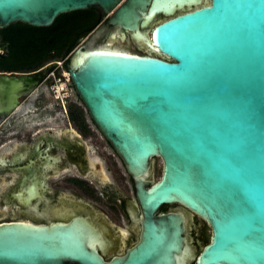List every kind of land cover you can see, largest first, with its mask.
Wrapping results in <instances>:
<instances>
[{
  "label": "water",
  "instance_id": "1",
  "mask_svg": "<svg viewBox=\"0 0 264 264\" xmlns=\"http://www.w3.org/2000/svg\"><path fill=\"white\" fill-rule=\"evenodd\" d=\"M94 6L106 26L66 68L135 179L137 241L105 259L84 218L1 222L0 264H264V0H0V28ZM46 73L0 72V111L10 83L22 89L13 108ZM193 216L209 229L197 246Z\"/></svg>",
  "mask_w": 264,
  "mask_h": 264
},
{
  "label": "flooded vegetation",
  "instance_id": "2",
  "mask_svg": "<svg viewBox=\"0 0 264 264\" xmlns=\"http://www.w3.org/2000/svg\"><path fill=\"white\" fill-rule=\"evenodd\" d=\"M92 8L95 23L89 33L106 26L107 18ZM36 95L34 109L0 121V223L50 224L80 217L99 232L103 247L98 250L105 259L124 254L138 238L134 177L75 91L68 101L81 102L87 115L57 102L45 87ZM29 96H19V104ZM159 168L161 162L154 158L146 179H153ZM173 207L164 205L159 213ZM208 230L193 216L187 233L197 246Z\"/></svg>",
  "mask_w": 264,
  "mask_h": 264
},
{
  "label": "trees",
  "instance_id": "3",
  "mask_svg": "<svg viewBox=\"0 0 264 264\" xmlns=\"http://www.w3.org/2000/svg\"><path fill=\"white\" fill-rule=\"evenodd\" d=\"M95 23L94 9L74 10L59 14L48 26L14 22L0 29L1 72L33 71L46 62L66 57L86 36ZM68 58L65 60L67 66Z\"/></svg>",
  "mask_w": 264,
  "mask_h": 264
},
{
  "label": "built area",
  "instance_id": "4",
  "mask_svg": "<svg viewBox=\"0 0 264 264\" xmlns=\"http://www.w3.org/2000/svg\"><path fill=\"white\" fill-rule=\"evenodd\" d=\"M72 51L63 59L49 61L39 68L29 72L34 73L47 70L45 77L37 88H39L40 85H44L45 90L49 95L62 105L70 99L74 92L70 74L65 66V60L70 56ZM6 52L7 49L1 44L0 38V55H5ZM10 73L11 72H8L6 74Z\"/></svg>",
  "mask_w": 264,
  "mask_h": 264
},
{
  "label": "bare ground",
  "instance_id": "5",
  "mask_svg": "<svg viewBox=\"0 0 264 264\" xmlns=\"http://www.w3.org/2000/svg\"><path fill=\"white\" fill-rule=\"evenodd\" d=\"M117 50L120 51H126L123 48H115ZM18 83V81H14V83H10L9 87H7V92H8V96H2V103L4 104V102H8L7 103V109L4 111H0V121L3 120L4 117H7L8 121H10L11 119H13L14 117L21 115L24 112H28L29 109L33 108L34 109V101L36 100V93H37V88L33 89V90H23V94H30L29 96V100L28 101H23L20 104H18L16 107L11 108L10 107V103L12 101H14V99L16 98L17 93L22 89L20 87V85L16 84ZM19 86V87H18ZM20 88V89H18ZM32 91V92H31ZM5 98V99H4ZM7 98V100H6ZM13 104V102H12ZM10 114V115H9Z\"/></svg>",
  "mask_w": 264,
  "mask_h": 264
},
{
  "label": "rangeland",
  "instance_id": "6",
  "mask_svg": "<svg viewBox=\"0 0 264 264\" xmlns=\"http://www.w3.org/2000/svg\"><path fill=\"white\" fill-rule=\"evenodd\" d=\"M89 34H90V33H89ZM106 36H107V33H106V32H101V33H99V34L95 37L94 40H95L97 43H102L103 41H105ZM89 38H90V35H86V36L80 38V40H79L77 46L80 45V44H83V43L87 42V41L89 40ZM130 47H131L132 49L134 48V46H130ZM131 48H130V49H131ZM46 63H47V62H46ZM64 105H65L66 108H68V107H69V108H79V109L83 112L84 115H87V112L85 111V108L83 107L82 103L79 102V101H75L74 99H71L70 101L65 102ZM43 107H51V103H45V104H43Z\"/></svg>",
  "mask_w": 264,
  "mask_h": 264
}]
</instances>
